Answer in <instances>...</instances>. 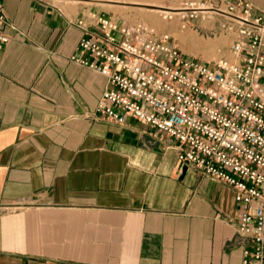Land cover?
I'll return each instance as SVG.
<instances>
[{
    "label": "crops",
    "instance_id": "1",
    "mask_svg": "<svg viewBox=\"0 0 264 264\" xmlns=\"http://www.w3.org/2000/svg\"><path fill=\"white\" fill-rule=\"evenodd\" d=\"M2 2L0 264H242L233 187L140 120L93 118L108 78L72 59L81 12Z\"/></svg>",
    "mask_w": 264,
    "mask_h": 264
},
{
    "label": "built area",
    "instance_id": "2",
    "mask_svg": "<svg viewBox=\"0 0 264 264\" xmlns=\"http://www.w3.org/2000/svg\"><path fill=\"white\" fill-rule=\"evenodd\" d=\"M235 35L233 59L188 56L169 33L92 9L76 24L84 36L72 59L108 78L94 119L128 117L174 139L181 163L233 187L242 264H264V9L248 0H183L184 25L207 11ZM164 17L173 18L170 12ZM14 28L0 0V47Z\"/></svg>",
    "mask_w": 264,
    "mask_h": 264
},
{
    "label": "rangeland",
    "instance_id": "3",
    "mask_svg": "<svg viewBox=\"0 0 264 264\" xmlns=\"http://www.w3.org/2000/svg\"><path fill=\"white\" fill-rule=\"evenodd\" d=\"M68 15H87L92 9L110 15L125 24L144 23L159 35L169 33L177 45L191 57L202 60L233 59L231 53L235 35L222 28L223 16L212 12L184 25L177 10L183 0H41ZM160 10V12L158 11ZM162 10V11H161ZM164 11V12H163ZM170 12L173 18L164 17ZM175 12V13H174Z\"/></svg>",
    "mask_w": 264,
    "mask_h": 264
},
{
    "label": "bare ground",
    "instance_id": "4",
    "mask_svg": "<svg viewBox=\"0 0 264 264\" xmlns=\"http://www.w3.org/2000/svg\"><path fill=\"white\" fill-rule=\"evenodd\" d=\"M106 1V0H104ZM133 1V0H132ZM179 7L175 8L174 10H178ZM160 12V10H158ZM162 11V10H161ZM164 12V11H163ZM207 12H210V10H208ZM175 13V12H174Z\"/></svg>",
    "mask_w": 264,
    "mask_h": 264
}]
</instances>
